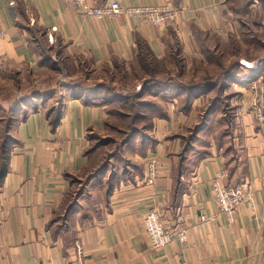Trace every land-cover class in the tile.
<instances>
[{
	"label": "crops",
	"instance_id": "obj_1",
	"mask_svg": "<svg viewBox=\"0 0 264 264\" xmlns=\"http://www.w3.org/2000/svg\"><path fill=\"white\" fill-rule=\"evenodd\" d=\"M99 1H169L183 12L174 23L155 27L128 16H82L63 0H0V82L24 70L42 77L56 72L44 58L48 48L57 64H132L140 41L156 61L177 57L186 74L193 64H208L207 48L215 55L224 48L254 50L248 54L257 55L258 68L236 63L221 91L234 121L228 133L214 127L212 137L216 112L200 128L196 118L202 99L216 89L186 107L178 97L154 94L153 101L165 102L163 115H153L149 127L137 126L133 137L111 149L112 141L93 146V136L107 133L108 106L67 97L48 116L54 98L44 106L39 100V108L10 131L14 143L0 183V264H264V120H255L244 98L245 80L264 71V0ZM54 114L59 120L52 126ZM101 148L110 149L108 157ZM149 158L159 168L152 185L144 177ZM217 174L226 184L250 183L252 197L233 221L214 202ZM152 208L161 210L168 230L183 228L186 240L153 249L143 225Z\"/></svg>",
	"mask_w": 264,
	"mask_h": 264
},
{
	"label": "rangeland",
	"instance_id": "obj_2",
	"mask_svg": "<svg viewBox=\"0 0 264 264\" xmlns=\"http://www.w3.org/2000/svg\"><path fill=\"white\" fill-rule=\"evenodd\" d=\"M221 50L223 55H221V58H218V61L214 59V63L205 65L197 63V65L193 64V67L191 65L190 69L186 71L187 74L185 73V76L181 78L182 81H192L194 83L199 82L204 85L214 81V78L220 75V67L222 65L226 67L229 64L231 65L232 62L236 63L241 60L251 62L252 64L258 62V60H256L257 58H255L257 55L248 54L253 53L254 50H251L248 53L243 52L242 49L234 53L227 48ZM73 62V60L59 61V69L54 73L44 74V77L40 75L38 76V74H32L25 70L19 74H10L6 80L0 82V105L5 107L10 103V100L15 101L22 99L23 96L31 94L34 91L39 92L48 88L53 89V87H51L53 84L56 86L57 94L60 92L62 94L65 93L64 85L67 84V82H73L75 85L80 84L82 87L88 89L96 88L101 85L103 86L102 91L109 99H114L115 96H118L119 94L122 95L120 96L121 98L125 97L130 99L126 103H114L117 105H108L107 112L109 114V121L107 124V133L105 136H96L93 141V146L97 148L112 141L114 143L108 147L111 149L114 144L118 145L121 144V142L123 143L127 134L129 135V132L131 131V124L133 127H139L140 121L138 118L132 123V116L137 114L139 108L136 103L143 100H153V93L142 91L145 82L148 83V80L153 79L164 81L168 78H173L179 69V67L178 69L171 68V64H173V67H175L176 64L174 59H170L166 62L153 60L150 64H147L145 61L142 63L136 61L132 64L117 61L112 65L106 66H91L88 63L85 64L82 62L81 64H75ZM206 76L207 79H204ZM179 80L180 79H174L173 83L178 84L180 83ZM155 84L156 83H153V81L148 83V85H152L150 86L152 90L156 91L157 89L154 87ZM151 88H148L149 91ZM138 94H141V96L139 97ZM210 94L211 95H208L207 97H202L203 105L199 109L196 118V124H200L198 127H200L201 124L205 125L207 121H209L208 117L210 115L207 113V110L214 104V109L211 113L216 112V114L215 118L209 122L210 129L207 137H212V129L214 127L219 128L218 125L221 126V132L225 131L228 133L231 124L234 121L233 108L229 107V102L222 96L220 98V95H218L217 92L214 94L211 92ZM217 96H219V98ZM217 98L220 99L219 102L215 101ZM39 102L40 101H37V103ZM129 102H131V104ZM155 102L161 104V106L162 104L165 105L163 100ZM2 114L0 113V117H7V113ZM141 125L143 124L141 123ZM120 129H123L126 132L122 134ZM108 148H101L99 150L101 153L104 152L103 150H106V157H108V152L110 150Z\"/></svg>",
	"mask_w": 264,
	"mask_h": 264
},
{
	"label": "trees",
	"instance_id": "obj_3",
	"mask_svg": "<svg viewBox=\"0 0 264 264\" xmlns=\"http://www.w3.org/2000/svg\"><path fill=\"white\" fill-rule=\"evenodd\" d=\"M100 4H103L104 2L99 1ZM40 40V39H39ZM149 47H147V45L143 42L140 41L138 44V58L137 61L139 63L142 62H146L147 64H150L151 61L154 60L151 52H149ZM48 49H46L47 54L44 56L45 59L49 58V61L51 62V66L55 67L57 70L59 69V66L57 63H54L52 61V58L54 59V56H52V53L48 54ZM50 52V51H49ZM205 56L207 58V62L208 64L210 63H214L213 60L216 59L218 61V58H221V55H223L222 53H220L219 55H215L211 52V50L209 48H207L205 50ZM175 61H176V67L178 69L177 73L175 76H173V78H168L164 81L159 80V79H153V80H148L149 82L156 83L154 87H156V91L152 90V88L150 86L152 85H148L147 82H145L142 91H147L149 93H153L154 94H163L166 95L165 98H168L166 100H170V98L172 97H178L180 100H182L183 106L186 107L194 98L197 97H201L204 94L212 91L213 89H216V92L218 95H220V98L222 96L221 91L223 89V84L224 82L229 79L230 77L234 76L235 72H237L238 70V62L234 63L232 62L231 65H227L226 67L224 65H222L220 67L221 72L219 76H216L214 78V81L209 82L207 84L203 83H199V82H184L182 81L181 78H183V76H185V73L183 71V66L180 62V60H178L177 57H175ZM117 62V61H115ZM114 62V63H115ZM221 65V64H220ZM176 79H180L178 84L173 83V80ZM207 79V76L204 78ZM209 80V79H208ZM218 83H220L219 85H217ZM102 87L101 85L97 86L96 88H84L82 87L80 84L75 85L73 82H67V84L64 85V91L65 93H58L57 94V89L56 86L52 89V88H48L46 90H42V91H34L31 94L25 95L23 96L22 99L19 100H10L9 104L5 107H3V105H0V113L2 114H6L7 113V117H0V125H1V138H0V183L4 177V175L7 172V160H8V154H9V150L10 147L13 145L14 141L11 137L10 131L12 126L19 120L22 119L23 117H25L28 112L30 111H36L39 107L37 101H41V106H44V103L46 101L47 98H54L55 103L49 105L46 110H47V114L49 116V114L53 113V112H57L62 100L70 97V98H74V99H80L83 100L84 103L86 104H98V105H104V106H108V105H117L114 103H126L128 102L130 99L129 98H121L120 96L122 95H118L115 96L114 99H109L107 98V96L105 95V93L102 91ZM158 87V88H157ZM217 87V88H216ZM148 88H151V90L149 91ZM141 92V93H143ZM139 97L141 96V94H138ZM182 97V98H181ZM219 98V96H217ZM215 100L217 102H219L220 99ZM131 104V102H129ZM138 105V111L137 114L132 116V123H134V121L138 118L139 119V123L142 128L143 127H149L151 124V118L153 115L158 114V115H163L162 111H163V106H161V104L156 103L155 101L151 100V101H139L136 103ZM135 104V106H136ZM134 105V104H133ZM214 109V104L213 106H210L207 110L208 114H211V112ZM111 111V110H110ZM20 113V115H19ZM2 114V115H3ZM207 114V115H208ZM19 115V116H18ZM53 118H51V124L52 126H54L56 124V122H58L59 117L58 114H54L52 116ZM129 118V117H128ZM141 123L143 125H141ZM202 126V124H201ZM200 126V127H201ZM199 127V128H200ZM131 131L129 132V135L127 134L126 139L123 141V143L127 142L131 137H133L135 135V133H137L138 128L137 127H133L131 124L130 127ZM126 131H122V134H124ZM96 136H93V139H95ZM121 142V144H123ZM233 185V184H232ZM82 192V190H78V192L76 194H80Z\"/></svg>",
	"mask_w": 264,
	"mask_h": 264
},
{
	"label": "built area",
	"instance_id": "obj_4",
	"mask_svg": "<svg viewBox=\"0 0 264 264\" xmlns=\"http://www.w3.org/2000/svg\"><path fill=\"white\" fill-rule=\"evenodd\" d=\"M70 8L74 9L78 14L94 19H105L115 16H128L134 19L146 21L155 26L162 27L174 23L179 17L183 9L174 7L169 1L161 4L149 5H123L116 2H108L99 4L98 0H63ZM13 1H9L8 5L13 6ZM259 6L257 1L254 2ZM237 29L240 28L238 23H233ZM3 35V33L1 32ZM259 61L252 64L243 63L244 67L257 69ZM245 101L248 111L255 120L262 122L264 120V71L257 70L252 76L245 80ZM159 173L157 160L149 158L145 162V183L154 184ZM222 174H217L211 183L213 199L217 206L219 214L226 216L229 221H233L241 204L250 200L252 191L250 183L246 180L232 185L223 183ZM162 212L159 208H152L147 211L143 219L145 233L149 239L153 249L165 247L168 244L186 240L185 230L183 228L170 231L162 222ZM201 220H205L203 217ZM264 221V214H263ZM77 252L81 254V248L77 245Z\"/></svg>",
	"mask_w": 264,
	"mask_h": 264
}]
</instances>
